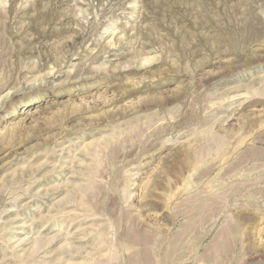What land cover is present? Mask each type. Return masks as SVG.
Returning a JSON list of instances; mask_svg holds the SVG:
<instances>
[{
    "label": "rangeland",
    "instance_id": "obj_1",
    "mask_svg": "<svg viewBox=\"0 0 264 264\" xmlns=\"http://www.w3.org/2000/svg\"><path fill=\"white\" fill-rule=\"evenodd\" d=\"M0 264H264V0H0Z\"/></svg>",
    "mask_w": 264,
    "mask_h": 264
}]
</instances>
